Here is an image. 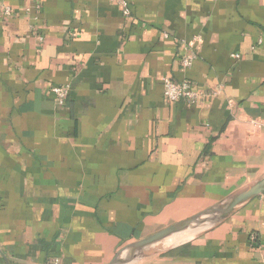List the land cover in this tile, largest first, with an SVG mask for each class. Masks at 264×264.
<instances>
[{
	"label": "crops",
	"instance_id": "1",
	"mask_svg": "<svg viewBox=\"0 0 264 264\" xmlns=\"http://www.w3.org/2000/svg\"><path fill=\"white\" fill-rule=\"evenodd\" d=\"M38 3L0 0V264H108L264 176V0ZM203 224L126 264H264V192Z\"/></svg>",
	"mask_w": 264,
	"mask_h": 264
},
{
	"label": "water",
	"instance_id": "2",
	"mask_svg": "<svg viewBox=\"0 0 264 264\" xmlns=\"http://www.w3.org/2000/svg\"><path fill=\"white\" fill-rule=\"evenodd\" d=\"M262 192H264V176L247 188L231 195L224 201L208 207L180 222L167 226L146 238L124 246L116 252L114 258L108 264H126L148 247L161 244L163 241L182 232L193 230L207 221L224 220L232 214L238 206L253 199ZM7 264L9 263L7 262Z\"/></svg>",
	"mask_w": 264,
	"mask_h": 264
},
{
	"label": "built area",
	"instance_id": "3",
	"mask_svg": "<svg viewBox=\"0 0 264 264\" xmlns=\"http://www.w3.org/2000/svg\"><path fill=\"white\" fill-rule=\"evenodd\" d=\"M29 6L26 7V11L28 12L32 7L35 9H39L38 0H27ZM111 3L115 4L121 9V12L124 16L130 15V8L128 6L127 0H109ZM5 14H9V9L6 7L4 9ZM40 39V37H38ZM184 48H188V46L183 43ZM233 57L237 58L238 55L233 54ZM194 59V54L189 53L184 55L181 58V64L183 67H189L192 60ZM162 88H163V97L168 102H178L180 100H184L187 102H196L200 98V93L194 88V86L188 81L177 82L172 80L169 77H164L162 79ZM51 93L54 101L61 105L65 102L68 92V85H54L51 87ZM250 240L252 242L256 241L255 235L250 236ZM53 264H57L54 262Z\"/></svg>",
	"mask_w": 264,
	"mask_h": 264
},
{
	"label": "rangeland",
	"instance_id": "4",
	"mask_svg": "<svg viewBox=\"0 0 264 264\" xmlns=\"http://www.w3.org/2000/svg\"><path fill=\"white\" fill-rule=\"evenodd\" d=\"M209 224H211V223H209ZM202 225H204V226H201V228L203 229L205 226L207 227V224H202ZM200 227V226H199ZM201 229V230H202ZM196 231V230H195ZM194 230H190V231H188L189 232V234H188V232H186L187 234L185 235V237H190V236H192L193 234H195L196 232H195ZM197 231H200V229H198ZM184 237V236H183ZM181 238V237H180ZM180 238H178V239H175V240H173V239H167V240H165V241H163L161 244H156V245H153V246H151V247H148V249H146V250H150L151 248H154V246L155 247H160V248H163V247H165V246H167V244H172V243H175L176 241H178Z\"/></svg>",
	"mask_w": 264,
	"mask_h": 264
},
{
	"label": "bare ground",
	"instance_id": "5",
	"mask_svg": "<svg viewBox=\"0 0 264 264\" xmlns=\"http://www.w3.org/2000/svg\"><path fill=\"white\" fill-rule=\"evenodd\" d=\"M196 229H201V226L200 227H197V228H195V229H193L194 231L196 230ZM196 232V231H195ZM187 233L186 232H182V233H180L179 235H186ZM188 234H189V232H188ZM174 237V236H173ZM173 237H171V238H169V239H172ZM175 240V239H174Z\"/></svg>",
	"mask_w": 264,
	"mask_h": 264
}]
</instances>
